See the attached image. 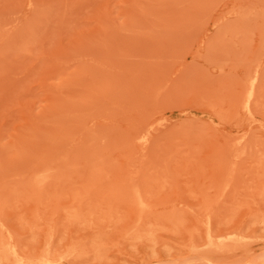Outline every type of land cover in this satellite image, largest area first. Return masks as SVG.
<instances>
[{
  "label": "rangeland",
  "instance_id": "rangeland-1",
  "mask_svg": "<svg viewBox=\"0 0 264 264\" xmlns=\"http://www.w3.org/2000/svg\"><path fill=\"white\" fill-rule=\"evenodd\" d=\"M0 264H264V0H0Z\"/></svg>",
  "mask_w": 264,
  "mask_h": 264
},
{
  "label": "bare ground",
  "instance_id": "bare-ground-1",
  "mask_svg": "<svg viewBox=\"0 0 264 264\" xmlns=\"http://www.w3.org/2000/svg\"><path fill=\"white\" fill-rule=\"evenodd\" d=\"M255 87L256 85H254V80H252L249 84V87H247V93H246V97L244 100V104L242 106V108L249 112L250 108H251V104L254 101V97H255ZM140 195V194H139ZM137 199V197L135 196V200ZM142 200V199H141ZM143 202V201H142ZM140 209V208H139ZM140 216V215H139ZM138 218V217H137ZM209 221H207V225H208ZM207 239L208 242L211 243V236L209 235V233H207ZM8 249H10L11 253H15V248L14 246L9 247ZM21 260V259H20ZM17 261V260H16ZM49 262V261H48Z\"/></svg>",
  "mask_w": 264,
  "mask_h": 264
}]
</instances>
